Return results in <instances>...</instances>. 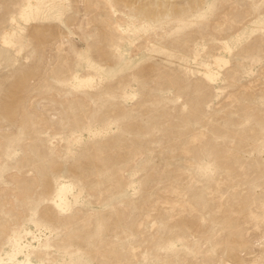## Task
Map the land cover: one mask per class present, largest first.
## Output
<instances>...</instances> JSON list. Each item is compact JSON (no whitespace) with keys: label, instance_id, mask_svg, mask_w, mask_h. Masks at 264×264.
<instances>
[{"label":"rangeland","instance_id":"obj_1","mask_svg":"<svg viewBox=\"0 0 264 264\" xmlns=\"http://www.w3.org/2000/svg\"><path fill=\"white\" fill-rule=\"evenodd\" d=\"M25 232L30 264H264V0H0V264Z\"/></svg>","mask_w":264,"mask_h":264},{"label":"bare ground","instance_id":"obj_2","mask_svg":"<svg viewBox=\"0 0 264 264\" xmlns=\"http://www.w3.org/2000/svg\"><path fill=\"white\" fill-rule=\"evenodd\" d=\"M215 60L216 62H221L219 58ZM204 76L206 80L211 81L213 77H215V74L212 73L210 69H208L204 73ZM71 190H72V187L70 185H60L57 191V196H56L57 201H58V206H63L66 204L65 202L66 196L67 194L70 193ZM28 235L29 233L25 232L23 236H15L13 239V251L11 253L6 254V257L10 258V260H15V258L18 257L19 255H23L26 263L30 264L29 256H30V251L32 247L29 242L23 241ZM0 262H2L1 258H0Z\"/></svg>","mask_w":264,"mask_h":264}]
</instances>
